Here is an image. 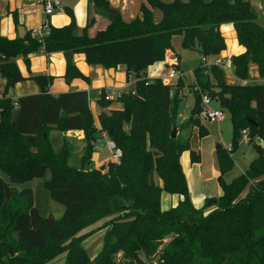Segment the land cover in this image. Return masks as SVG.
I'll use <instances>...</instances> for the list:
<instances>
[{
	"label": "trees",
	"instance_id": "trees-1",
	"mask_svg": "<svg viewBox=\"0 0 264 264\" xmlns=\"http://www.w3.org/2000/svg\"><path fill=\"white\" fill-rule=\"evenodd\" d=\"M89 1L110 20L93 37L87 35L92 20L81 35L68 26H51L42 40L31 37L30 31L14 39L0 35L1 77L14 84L30 79L40 90L13 101L6 84L0 99V171L9 180L0 178V264H48L62 254L64 264H144L155 259L154 264H264V81L242 84L250 63L264 79V24L257 22L250 2L145 0L139 15L125 22L119 14L110 17L107 0ZM152 10L160 12L158 22ZM262 10L264 16V0ZM67 14L73 16L70 11ZM227 23L243 48L230 58L238 83L227 84L217 67H209L207 74L201 65L195 68V81L186 87L194 96L193 108L180 122L182 101L177 91L185 87L182 79L176 80L177 91L171 96L174 87L160 78L148 79L146 70L164 61L172 49V36L178 34L184 49L197 50L202 57L219 56L226 48L220 26ZM39 52L82 54L88 65L105 70L124 67L127 77L137 81L132 90L115 99H108L105 89L53 96L48 88L54 77L40 74L26 79L10 62L21 56L28 65V57ZM65 76L88 81L72 62L67 63ZM202 95L217 101L229 115L230 152L246 130L256 157L241 175L226 183L222 175L231 170L233 161L228 154L221 156L217 177L221 194L215 203L206 201L196 209L180 157L189 152L190 163H200L199 151L190 148L191 132L183 134L199 126L198 136L208 135L195 118ZM91 98L100 108L113 103L121 106L109 111L104 120L100 118L99 130L89 107ZM52 129L83 132L84 164L91 160L98 132L106 134L121 156L118 162L109 161L97 169L75 168L69 165L70 146L64 144L54 153L47 139ZM174 129L176 137L172 138ZM47 170L51 176L43 188L64 207L59 219L52 214L41 216L32 190L15 187L42 178ZM162 192L181 199L162 210ZM98 222H102L99 229H104L103 244L90 257L83 243L95 231L82 232Z\"/></svg>",
	"mask_w": 264,
	"mask_h": 264
},
{
	"label": "crops",
	"instance_id": "crops-1",
	"mask_svg": "<svg viewBox=\"0 0 264 264\" xmlns=\"http://www.w3.org/2000/svg\"><path fill=\"white\" fill-rule=\"evenodd\" d=\"M107 1L110 5V8L115 9L118 12L119 16L122 18V20L125 22H130L135 17H137L139 15L140 6L142 4L146 5L145 0H107ZM161 1L172 2L173 0H161ZM61 3L63 6V12L55 14L50 18H47L43 13V9L41 5H39L36 2V0H0V35L8 39H14L18 37L19 27L24 28V33H25L26 31H31L32 29L39 28L46 19L49 20L50 26L52 27H64V26L69 27L72 18H74L75 20V26H76L74 29L75 34L81 35L83 33V30L86 28L87 22L91 14L95 15L93 16L92 25H95V17L99 18L98 19L99 22L97 25L98 27H100V30L105 29L110 23V20L107 17H105L103 14H100L101 16L95 14L97 12L93 4L89 0H61ZM67 11H70L73 16H69L67 14ZM152 12H153L154 21L158 22L161 18V15H158V13L154 10H152ZM78 28L82 30V33L81 31H79L78 33L76 32ZM222 28L224 29V31H221ZM220 32L223 37L228 36L230 40L228 43H230V46L231 45L234 46L237 44L236 47H234L233 49L234 51L232 50V46H231L230 50L228 49L223 53L227 56L226 58H230L231 56H235L243 52V48L239 46L236 40V34L234 32L232 25H225L224 27L220 26ZM225 43L227 45L226 40ZM28 59H29L28 65L21 56L17 57L16 60H13L21 76L26 79L30 76L40 75V74L54 77L52 84L48 88V93L53 96H57L59 94H64L69 92H76V91L90 92L91 90H96V89L98 90L105 89V91H109V90L128 91L129 87L133 89V86L136 82V79H134V77L132 76L127 77L124 67H118L116 70L113 69L112 72H109V70H105L101 66H97V65L93 66L86 64L82 54H75V55L72 54L71 62L74 63L78 71L83 76H85L88 79V81H84L79 78L70 79L65 76L66 66L69 61L67 60V55L63 54L62 52L51 53V54H45L43 52H39L37 54L30 55ZM172 65L176 66L175 69L179 72L180 75L179 78L182 79L185 86L183 89L184 91H186V87L194 83L193 71L191 74V78H189V80H185L183 78V74L179 70V62L175 58L172 49L167 51L166 58L164 61L156 63L147 68L146 76L148 79L168 77L170 70L169 68ZM166 69H169L168 72L166 71ZM256 75H254L255 82L253 81L250 82L245 80L243 83L244 84L262 83L264 79H261L260 77L258 78L256 77ZM173 82L172 83L170 82V84L173 85L174 84ZM6 84H8V82L5 79H3L0 75V86L3 92L5 91ZM39 92L40 90L38 85L33 80L30 79L18 82L12 86L9 85V88L6 91L7 96L10 97L13 101H16L19 97L26 95H35L38 94ZM183 98L185 99V97ZM188 103H191V105H189ZM193 103H194V98H192V100L187 99V102L184 103L183 105L186 107V109L184 110L185 111L187 110L188 113L185 114L184 113L185 111L183 110H181V112L185 115L190 114L193 108ZM187 105H189L190 107H188ZM89 107L93 116L94 126L96 127L97 130L100 129V124L98 122L99 121L98 119L100 117H103L104 112L109 114V111L118 110L121 108L120 104L113 103L109 107L105 109L104 108L101 109L96 105L94 98L90 99ZM16 114H17V109H15L12 112V117L15 118ZM63 134L62 135L65 136V140L63 144L70 146L72 151V156L69 159L70 166H73L75 168L83 167L86 170H92V169H97L100 166L110 161V154L105 158L100 157L103 151L107 149V144L105 145V141H104L107 139L106 137L100 135L99 132L95 135V139L92 142L93 153L91 156V160L85 164L82 163V158L84 156V149L86 146L83 132L68 131ZM102 142H104V146L101 145ZM220 149H222V147ZM184 153H188L187 157H189V152H184ZM182 155L180 157V163L183 157ZM189 161H190V157H189ZM192 165L194 164H191V166ZM181 167L187 181V175L184 171L183 165ZM218 175L219 172L217 174V177ZM220 192L218 195L208 191L203 192V194L199 193L198 195H193L192 193L189 194L192 205L196 209H200L204 206L207 199L210 198L216 199L217 197H219L221 194ZM180 199L181 198L177 196H173L168 193L162 192L160 197L161 209L167 210L171 207L176 206ZM99 223L101 222H98L90 226L89 228L85 229L82 233L85 234L87 232H90L91 230L92 232L93 230L94 231L98 230L99 227L97 225Z\"/></svg>",
	"mask_w": 264,
	"mask_h": 264
},
{
	"label": "rangeland",
	"instance_id": "rangeland-1",
	"mask_svg": "<svg viewBox=\"0 0 264 264\" xmlns=\"http://www.w3.org/2000/svg\"><path fill=\"white\" fill-rule=\"evenodd\" d=\"M182 1H187V0H182ZM204 1L207 2L210 0H204ZM249 1H250L252 9L257 15V22L264 24L262 0H249ZM154 11H156L158 15H160L159 11L157 10H154ZM95 14L100 15L99 13H95ZM93 16L95 15L94 14L90 15L89 21L93 20ZM98 19H99L98 17H95V25L90 26L87 30V35L89 37L94 36L95 33L98 30H100V27H98L97 25L99 22ZM225 25H231V24L227 23L221 26L224 27ZM79 31H81L82 33V30L78 28L76 32L78 33ZM221 31H224V29L222 28ZM224 38L227 42V45H226L225 50L219 55L220 58H226L227 56L223 53L228 49L230 50V47L232 46V45L230 46V43H228L230 41L228 36ZM182 39H183L182 35H179V34L172 36L171 46H172V51L174 53V56L179 62V70L182 72L183 78L185 80H189V78H191L193 69L197 68L198 66L202 64L201 62L202 56L197 50L184 49L182 47ZM236 45L232 46V50L234 49V47H236ZM166 54H165V58H166ZM209 58H208V61L211 62L212 59L211 57ZM168 70L169 69H166L167 72ZM223 73L225 76L224 77L225 82L227 84L238 83V80L233 75L232 67L224 70ZM254 75H256V77L259 78L255 64L250 63L247 81L255 82ZM173 81L174 80L172 79L170 82L172 83ZM243 82L242 84H244ZM173 83L175 84V81ZM174 84L171 86L174 87ZM128 89L131 90L132 88L129 87ZM176 91L177 90H175V87L172 88L171 96ZM177 92L179 95L178 98L181 99L182 101L180 103V113H179V121L182 122L183 120L189 117V114L185 115L186 113H188V111L184 110L186 109V107L183 104L187 102V99L192 100L194 96L187 88H186V91H184V89H179ZM183 97H185V99ZM188 104L191 105V103H188ZM189 105L187 106L190 107ZM181 106H182V109H181ZM211 107L219 108L218 102L215 100L212 101ZM181 110L185 111L184 112L185 114H183ZM107 115H108L107 113L105 112L103 113V116L106 117ZM100 118L102 119V117ZM100 118L98 119L99 120L98 122L101 127ZM199 125L200 127H203L205 129L207 128L208 130L207 136L202 137V138L198 136L197 132H198L199 126H195L193 129H191V131L190 130L186 131L185 134L183 135L187 136L189 132H191V135L193 134L190 137V148L193 151L200 152V163L194 164L191 166L189 157H187L188 153H183L181 164L183 165L184 171L187 175V184L189 188V193H192L193 195H198L199 193L203 194V192L208 191V192H212L218 195L219 192L221 191L219 187V183L217 181L219 158L221 156H225L226 154H228L233 161V166L231 170L222 175L223 181L226 183H229L232 179L241 175L248 168L249 163L256 157V153L254 151L253 144L249 143L248 139L244 138L242 134H240L239 138H237L236 140L235 149L229 153L226 151L225 149L226 147L233 145L232 143L233 129H232V124H231L228 113L226 114V119L219 124L218 123L208 124V123H204L199 120ZM63 133L65 132H62L61 130H57V129H52L47 134V139L49 143L51 144L54 153H59L62 150V147L64 145L63 143L65 140V136H63L64 135ZM101 134L102 133H100V135ZM104 141L106 145V140ZM261 144L264 146V141H262ZM101 145L104 146V142H102ZM217 145H220L225 150L219 152L218 150H216ZM109 154L111 155L110 150L107 147V149L103 151L100 157L105 158L109 156ZM50 176H51L50 171L47 170L45 175L42 178H36L22 185L15 186L17 190H22V189L32 190L33 198H34V206L37 208L38 212L43 217H46L49 214H52V215L61 214L64 211V207L52 201L49 196L48 191H46L43 188V183L47 181L50 178ZM0 178H2L5 182H9L8 177L4 175L1 171H0ZM101 223H99L97 226L100 227L102 225ZM90 232H92V230ZM90 232H87V233H90ZM103 233H104V229H98L97 231H95V233L91 235V237L87 238L84 241L83 246L86 248V251L90 257L95 256L101 249L102 244H103L102 243ZM64 261H65V256L64 254H62L48 264H64ZM152 261L153 262L146 261L144 264H154L157 261V259L152 260Z\"/></svg>",
	"mask_w": 264,
	"mask_h": 264
},
{
	"label": "built area",
	"instance_id": "built-area-1",
	"mask_svg": "<svg viewBox=\"0 0 264 264\" xmlns=\"http://www.w3.org/2000/svg\"><path fill=\"white\" fill-rule=\"evenodd\" d=\"M36 2L41 5L43 9V13L47 18L52 17L55 14L62 13L63 12V6L61 3V0H36ZM50 22L48 19H46L42 25L39 28L32 29L30 31L31 37H34L36 39L42 40L45 35H47L50 31ZM212 61H208V57H202V64L201 67L205 70V73L207 74V69L209 67H217L221 69L222 71L229 69L232 67L231 60L230 58H220L219 56L217 57H211ZM169 75L168 77L165 78H160L162 79V82L168 85L170 84V81L177 80L179 78V72L175 69V65L170 66L169 68ZM107 92V98L112 99V98H117L119 97L124 91L121 90H109ZM3 90L0 86V99L3 97ZM133 94V93H132ZM211 99L206 96L202 95L200 99V111L196 115V118L204 123L208 124H214V123H221L226 119V114L227 112L223 109L219 108H212L211 107ZM17 104L14 102V107H16ZM244 138H247L248 134L246 130H243L241 132ZM103 137H106V144L107 147L110 150V161L111 162H118L121 152L118 150L114 143L111 142L105 133L101 134ZM226 151L229 153L231 151V146H228L225 148Z\"/></svg>",
	"mask_w": 264,
	"mask_h": 264
},
{
	"label": "water",
	"instance_id": "water-1",
	"mask_svg": "<svg viewBox=\"0 0 264 264\" xmlns=\"http://www.w3.org/2000/svg\"><path fill=\"white\" fill-rule=\"evenodd\" d=\"M109 14H110V17H111V18H116L117 15H118V12H117L116 10H114V9H110V10H109ZM75 27H76V26H75V20H74V18H72V19H71V24L69 25V28L72 29V30H74ZM23 33H24V28L19 27V28H18V37H22V36H23ZM67 60H68L69 62L72 61V54H71V53L67 54ZM10 62L13 63V62H14L13 59H11ZM112 70H113V69H109V72L112 71ZM8 85H10V86L14 85L13 81H9V82H8ZM61 115L64 116L65 113L62 111V112H61ZM102 119L104 120V119H105V116H103ZM247 121L249 122L250 125H253V126H256V125H257L254 121H252V120H250V119H247ZM171 137H172V138H175V137H176V129H174V130L172 131V133H171ZM220 148H221V146H220V145H217L216 150H219ZM216 201H217V199H215V198H214V199H213V198H210V199L207 200V203H208V204H210V203H215ZM61 216H62V214H54V215H53V217H54L55 219H59ZM9 251H10V255H13V254H14L11 250H9Z\"/></svg>",
	"mask_w": 264,
	"mask_h": 264
},
{
	"label": "bare ground",
	"instance_id": "bare-ground-1",
	"mask_svg": "<svg viewBox=\"0 0 264 264\" xmlns=\"http://www.w3.org/2000/svg\"><path fill=\"white\" fill-rule=\"evenodd\" d=\"M110 72H112V71H110Z\"/></svg>",
	"mask_w": 264,
	"mask_h": 264
}]
</instances>
